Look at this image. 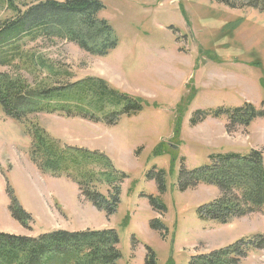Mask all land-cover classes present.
Returning <instances> with one entry per match:
<instances>
[{
  "label": "rangeland",
  "instance_id": "rangeland-1",
  "mask_svg": "<svg viewBox=\"0 0 264 264\" xmlns=\"http://www.w3.org/2000/svg\"><path fill=\"white\" fill-rule=\"evenodd\" d=\"M41 1L0 0V20L15 16L10 4L26 11ZM238 1L241 7L249 0ZM102 2L100 18L119 40L106 57L58 40L28 43V49L64 74L61 84L100 78L142 99L143 111L113 124L71 116L77 113H37L24 126L6 117L0 106V233L38 238L106 226L120 238L118 264H145L147 248L157 264H190L194 256L264 234V213L252 214L255 221H245L251 215L237 219L239 224L230 226L234 229L202 220L200 210L220 197L218 188L181 185L182 171L209 165L211 155L264 154V118L248 128L235 124L229 129L226 117L191 123L199 110L245 104L264 110V12L211 0ZM24 77L32 85L46 73ZM30 124L65 150L105 155L126 175L115 214L108 216L83 196L75 172L72 178L54 175L34 164L25 132ZM10 190L31 215L30 229L12 217ZM240 264H264V250Z\"/></svg>",
  "mask_w": 264,
  "mask_h": 264
},
{
  "label": "trees",
  "instance_id": "trees-1",
  "mask_svg": "<svg viewBox=\"0 0 264 264\" xmlns=\"http://www.w3.org/2000/svg\"><path fill=\"white\" fill-rule=\"evenodd\" d=\"M211 1L231 9L264 12V0H249L241 7L238 0ZM10 5L15 16L0 20V68L7 69L0 73V106L6 117L26 126L27 119L37 113H77L71 116L79 114L96 122L102 119L113 124L123 115L133 116L143 111L142 99L120 92L100 78L61 84L64 74L28 49V43L58 40L73 43L92 56L106 57L118 48L119 40L109 23L100 18L105 10L102 0H45L26 11ZM30 72H45L46 77L31 85L24 77ZM223 117L228 120L229 129L235 124L248 128L254 120L264 118V110H257L252 104L199 110L191 123ZM37 126L30 124L25 131L32 140L34 164L54 175L68 177L71 171L75 172L73 179L83 196L108 216L115 214L126 175L117 171L105 155L65 150ZM199 184L214 186L220 192L218 199L201 208L200 217L204 221L229 225L248 215L263 214L264 154L251 150L248 154L211 155L209 165L191 172L182 171L184 189ZM107 187L108 195H105ZM9 194L12 217L30 229L31 215L20 206L12 190ZM119 244L115 230L53 231L38 238L0 233V264H118ZM260 250H264V234L194 256L190 264H240L243 258ZM147 251L145 264H157L154 252L150 248Z\"/></svg>",
  "mask_w": 264,
  "mask_h": 264
},
{
  "label": "crops",
  "instance_id": "crops-1",
  "mask_svg": "<svg viewBox=\"0 0 264 264\" xmlns=\"http://www.w3.org/2000/svg\"><path fill=\"white\" fill-rule=\"evenodd\" d=\"M7 215H8V214H7ZM261 215H263V214H261ZM256 218H257L256 215H253V216L251 215V216H248L247 219H245V221H250V220L255 221ZM241 219H244V218H241ZM235 224H239L237 220H235L234 222H232L231 224H229V225H227V226L230 227V226H233V225H235ZM230 228H233V229H234V228H237V227H230ZM96 230H97V231H103V230H109V228L107 229L106 226H104L103 228L100 227V228H97ZM74 232H76V231H74ZM26 235H27V234H26Z\"/></svg>",
  "mask_w": 264,
  "mask_h": 264
}]
</instances>
